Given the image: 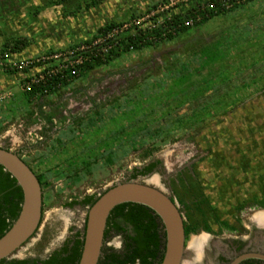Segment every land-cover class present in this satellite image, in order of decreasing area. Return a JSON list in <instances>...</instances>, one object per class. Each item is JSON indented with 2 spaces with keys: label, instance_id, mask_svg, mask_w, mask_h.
Instances as JSON below:
<instances>
[{
  "label": "rangeland",
  "instance_id": "1",
  "mask_svg": "<svg viewBox=\"0 0 264 264\" xmlns=\"http://www.w3.org/2000/svg\"><path fill=\"white\" fill-rule=\"evenodd\" d=\"M164 1L25 0L0 10V147L29 155L42 190L39 228L12 258H44L59 249L85 226L89 207L70 202L102 195L156 159L155 171L134 180L169 192L183 222L198 226L186 249L195 239L203 248L199 258L185 260L205 264L211 242L230 237L215 218L231 214L245 191L219 192L213 181L203 187V174L209 179L220 168L203 172L198 157H230L250 135H264V0H242L171 39L129 49L45 96L26 97L37 65L11 66L85 43L106 23H129ZM209 1L218 0H191L172 12ZM17 40L26 46L14 51ZM132 119L140 135L126 151ZM250 214L239 215L243 234ZM204 222L212 231L204 232ZM102 248L122 252L123 233L110 231Z\"/></svg>",
  "mask_w": 264,
  "mask_h": 264
},
{
  "label": "trees",
  "instance_id": "2",
  "mask_svg": "<svg viewBox=\"0 0 264 264\" xmlns=\"http://www.w3.org/2000/svg\"><path fill=\"white\" fill-rule=\"evenodd\" d=\"M197 6L191 7L184 12L174 13L172 15V19L177 21L179 19L192 16L193 13L198 11ZM213 15L216 14H211V16ZM205 20L206 18L203 19V21ZM117 25L118 23H115L114 21L106 23L96 30V33L92 38L96 37V35L100 34L102 31L114 28ZM189 28L190 27H181L177 30L175 35H168L167 39H171ZM8 44L9 43L5 44L4 47H7ZM155 44L148 41L140 44L139 39L131 35L119 38L117 46L109 50V55L105 59L102 60L98 57L94 58L91 62H85L83 65L79 66L81 68L75 74L64 71L63 74L52 76L49 81L44 84L45 86L43 85L44 87L41 84L33 86L31 90L27 91L26 97L27 99H30V97L35 95L45 96L52 94L58 90V83H60L61 88H63L73 81L83 78L92 69L109 64L115 57L125 51H128L130 46L134 49H140L142 47L152 46ZM22 46H26V44L20 40L14 41V51L21 50ZM207 62L208 61H205L201 67L206 65ZM192 69L193 71H197L196 67H193ZM187 72L189 73L191 70L188 68ZM187 72H184V75H180L179 77L185 76ZM44 88L47 90L46 93L43 92ZM135 122H137V119H132L127 123L129 125L126 126V151L130 148H134V140L140 135L139 129L135 130L131 128L135 125ZM128 129H130L129 132ZM159 132L161 133L162 129H160V131L157 130L155 134L157 135ZM157 163L158 162L155 161L142 168H134L130 173L129 180L135 179L138 176L147 175L157 165ZM99 197L100 195H87L81 200H73L69 203V205L81 204L90 207ZM21 202V188L16 184V180L0 165V237L9 229L11 224L17 218ZM218 219L219 218H215L216 222H218ZM219 224L229 230L233 229V226L226 222H221ZM183 225L186 239L189 234L196 233L198 230V226H192L186 224L185 222H183ZM220 226L219 230H221ZM202 229L207 232L212 231L208 222H204ZM110 231L123 233L124 249L122 252L116 253L109 252L107 249L102 248L98 264H160L165 248V232L161 220L151 209L136 203H123L115 206L107 218L104 239ZM83 238L84 230L83 232L76 233L59 249L54 250L44 258L2 259L0 260V264H77L82 251ZM241 264L252 263L244 261Z\"/></svg>",
  "mask_w": 264,
  "mask_h": 264
},
{
  "label": "water",
  "instance_id": "3",
  "mask_svg": "<svg viewBox=\"0 0 264 264\" xmlns=\"http://www.w3.org/2000/svg\"><path fill=\"white\" fill-rule=\"evenodd\" d=\"M0 165L16 180L22 191L18 216L0 237L2 260L12 258L39 228L42 190L37 176L15 152L0 147ZM123 203L143 205L161 220L165 232V248L160 264H190L191 259L190 263L185 260L188 254L192 258H199L190 247L186 249L183 219L177 205L156 186L133 179L111 186L88 208L83 246L77 264H98L107 218L115 206ZM247 259L264 261V253L243 252L234 256L228 264H239Z\"/></svg>",
  "mask_w": 264,
  "mask_h": 264
},
{
  "label": "flooded vegetation",
  "instance_id": "4",
  "mask_svg": "<svg viewBox=\"0 0 264 264\" xmlns=\"http://www.w3.org/2000/svg\"><path fill=\"white\" fill-rule=\"evenodd\" d=\"M24 1L0 0V10L13 11L10 9L12 4L20 7V4L24 3ZM244 140L245 142H242L244 145H240L241 151L237 152L236 149L230 157L224 152H216L210 155V159H207L205 153H201L198 157V163L200 166H203V168L200 167L203 172L212 170L213 168H220L216 174L210 173L209 179L206 178V174H203L202 179H200L203 187L213 181L215 185L216 183L218 184L219 192L233 191L234 189L245 191L244 195L235 199L232 205V213L223 217L220 216L218 217V222L215 221L219 226L221 222H226L230 225L232 223L233 229L230 231L226 227L220 226L222 233H227L230 237L226 238L225 243L218 241L211 242L212 244L208 253L210 260L205 259V264H228L234 256L243 252L264 253V135H250ZM234 142L236 145L237 142ZM13 152L29 166L40 182V177L34 172L33 167L26 159L29 155L20 154V150ZM212 159L214 161H211ZM155 161L158 163L151 170L153 172L161 164L159 159L149 161L142 167ZM242 173L245 175L244 179L241 177ZM165 193L175 202L174 197L169 192ZM245 209L251 211V214L247 217L249 225L246 229L248 231L246 234H243L240 232L241 226L238 227V224L242 225V219H239V215L243 214V210ZM216 227L218 228V226ZM244 261H249L252 264H264V261L259 259H247Z\"/></svg>",
  "mask_w": 264,
  "mask_h": 264
},
{
  "label": "built area",
  "instance_id": "5",
  "mask_svg": "<svg viewBox=\"0 0 264 264\" xmlns=\"http://www.w3.org/2000/svg\"><path fill=\"white\" fill-rule=\"evenodd\" d=\"M189 1L191 0H165L141 17L133 19L129 23H123L104 30L85 43L64 51L43 55L34 61L12 63L11 66L27 68L35 64L39 67L40 71L33 74L25 85V88L29 91L35 85L41 84L43 86L52 76L63 74L64 71L75 74L81 68L79 66L85 62L93 61L94 58L105 59L109 55V50L117 46L119 38L131 35L138 38L140 44L146 41L153 44L159 43L167 39L168 35H175L179 28L191 27L204 18H208L211 14L227 10L235 4H239L242 0L209 1L199 7L198 11L193 13L192 16L174 21L172 19L174 7L181 6ZM129 49H132V46ZM60 88L61 84L58 83L57 89ZM43 92H47L46 88L43 89Z\"/></svg>",
  "mask_w": 264,
  "mask_h": 264
},
{
  "label": "bare ground",
  "instance_id": "6",
  "mask_svg": "<svg viewBox=\"0 0 264 264\" xmlns=\"http://www.w3.org/2000/svg\"><path fill=\"white\" fill-rule=\"evenodd\" d=\"M263 218H264V216H263ZM201 242L202 241H200V240H197V239H195V240H192L191 242H190V250H193V252L194 253H196V255H197V257L199 256V252L201 251V249L203 248V245H200L201 244Z\"/></svg>",
  "mask_w": 264,
  "mask_h": 264
}]
</instances>
